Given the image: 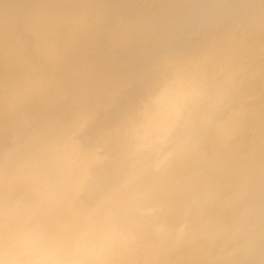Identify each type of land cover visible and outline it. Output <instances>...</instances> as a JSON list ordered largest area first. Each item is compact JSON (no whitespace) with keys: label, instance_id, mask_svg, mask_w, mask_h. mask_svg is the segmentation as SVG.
I'll use <instances>...</instances> for the list:
<instances>
[{"label":"bare ground","instance_id":"1","mask_svg":"<svg viewBox=\"0 0 264 264\" xmlns=\"http://www.w3.org/2000/svg\"><path fill=\"white\" fill-rule=\"evenodd\" d=\"M0 264H264V0H0Z\"/></svg>","mask_w":264,"mask_h":264},{"label":"snow or ice","instance_id":"2","mask_svg":"<svg viewBox=\"0 0 264 264\" xmlns=\"http://www.w3.org/2000/svg\"><path fill=\"white\" fill-rule=\"evenodd\" d=\"M9 243H10V241L6 239L5 240V244H9Z\"/></svg>","mask_w":264,"mask_h":264}]
</instances>
